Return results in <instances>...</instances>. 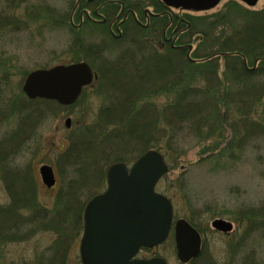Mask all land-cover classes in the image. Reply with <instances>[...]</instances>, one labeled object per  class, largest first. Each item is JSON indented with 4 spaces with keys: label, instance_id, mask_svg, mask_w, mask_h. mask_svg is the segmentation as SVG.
Masks as SVG:
<instances>
[{
    "label": "trees",
    "instance_id": "obj_1",
    "mask_svg": "<svg viewBox=\"0 0 264 264\" xmlns=\"http://www.w3.org/2000/svg\"><path fill=\"white\" fill-rule=\"evenodd\" d=\"M27 1L0 0V31L14 24L18 5ZM44 11L55 14L45 6L26 8L31 18ZM165 21V16L160 17L153 21L152 29L147 28L146 32L133 29L129 34L131 37L128 35L119 40L103 32L109 46H120L125 41L132 45L120 52V65H103V62L96 65L89 56L101 54L98 45L82 42L78 36L74 38L71 48L80 50L94 70L99 65L116 69L111 70L109 76L103 75L115 79L116 93L108 94L114 101L110 103L111 109L107 108L101 113V119L99 116L93 123L80 124L78 133L77 129L70 130L67 145L59 152L57 164L59 167L63 163L72 166V177L67 184V188L72 190L62 192L60 185L52 208H46L38 201L29 162L20 165L16 161L18 155L31 154L38 130L50 116L53 105H59L54 101L29 100L24 96L14 99L0 81V126L10 118L13 120V127L3 132L0 138V178L4 181L9 200L0 206V248L6 241H22L36 233L48 231L54 238L38 257L35 256L37 261L34 264H63L62 233L68 230L66 223H71L75 229L78 227V215L70 213L67 208V203L72 201L63 200V197L76 196L78 190L85 192L90 187H99L103 180V170L98 168L100 164L126 161V152L119 153L122 145L127 148L130 144L132 151L129 152L134 155L156 148L162 149L170 157L177 153L184 140L204 138V135L209 136L214 131L218 136L226 124L234 136L231 147H242L257 137L264 141V7L250 13L247 19L226 33L221 31L215 35L214 22L210 23L206 33L198 38L201 40L197 46L191 50V57L186 56L187 48L161 47L159 49L164 53H159L155 38L160 37L159 30ZM189 29L190 35L196 32L193 25ZM137 52H141L139 59L135 56ZM220 59L223 68L221 74ZM128 66L134 75L130 76L129 82H125L129 78ZM155 77L160 78L159 83H152ZM0 78L7 80L8 77L2 73ZM98 78L97 73L95 80ZM197 80L200 85L195 83ZM148 81L150 86L147 87ZM165 88L166 92L172 94L171 99L162 105L158 113L147 114L145 110L154 107L150 104L137 106L136 101L142 94ZM114 90L106 89L111 93ZM143 109L145 113L140 120ZM228 147L229 144H226L222 149ZM224 151L220 149L218 153ZM213 156L214 153L210 152L206 157ZM239 220L246 222L247 234L262 230L261 234L264 235V204L261 208H241ZM253 264L263 263L254 260Z\"/></svg>",
    "mask_w": 264,
    "mask_h": 264
},
{
    "label": "rangeland",
    "instance_id": "obj_2",
    "mask_svg": "<svg viewBox=\"0 0 264 264\" xmlns=\"http://www.w3.org/2000/svg\"><path fill=\"white\" fill-rule=\"evenodd\" d=\"M76 1L28 0L24 4L18 5L15 21L13 20L14 24L0 31V75L6 73L8 77L7 80L0 78V81H3L1 86L9 96L11 95L14 99L25 97L20 86L25 75L34 69L79 61L87 62L80 50L71 48L72 42L77 36L80 41L97 44V48L102 50L101 54L92 56L95 59L89 56V59H92L96 65L100 62H103V65L118 64L120 62L118 59L122 55L120 52L125 48L132 47L130 43L127 44V41L120 46H109L110 43H107L104 34L99 30L77 29L75 27L78 22ZM41 6H45L55 14H46L44 11L37 17L31 18L29 12H26V8L36 7L37 9ZM263 7L264 0H256L253 5H247L240 0H220L208 10L197 12L174 10L180 18H186L189 24L192 23L196 32L186 37L181 36L180 38L179 36L173 43L184 46L181 47L183 49L187 48L186 55L191 57V50L197 46L201 40L198 38L206 33L210 23L214 22L213 32L215 35H219L221 31L226 33L242 23L245 18L247 19L250 13L258 12ZM166 22L167 20L163 24V28ZM174 25L173 21L172 26H168L170 29L167 30L166 38ZM155 42H158V44L155 43L158 49L171 47L170 41L157 40ZM160 49L159 53L163 54L164 51ZM140 55L141 52H137L135 56L139 59L142 57ZM219 63V73L221 74L223 71L221 59ZM88 65L96 75L98 73L100 79L95 80V78L94 82L87 85L73 104L53 105L50 116L38 130L39 135L36 137V142L33 143L34 149L31 148V154L23 153L17 156L16 162H20V165L29 162L32 168V179L36 186L37 199L46 208L54 206L53 202L60 185L63 187L62 192L72 190L67 188L72 177L70 169L72 166L63 163L59 167L57 164L59 152L67 145L70 130L77 129L76 133H78L80 124L93 123L99 116L101 119V113L107 108L111 109L110 103L114 101V98H109L108 94L116 93L114 90L115 79L112 80L111 76L105 78L103 75H108L111 70L116 69L99 65L94 70L89 63ZM128 68L127 76L129 78L125 82H129L130 76L134 75L133 70L129 66ZM143 73L141 74L144 75ZM159 81L160 78L155 77L152 83H159ZM222 81H224L223 76ZM195 83L200 85L199 80ZM146 84L147 87L150 86L149 81ZM223 86L225 85L223 84ZM107 88L114 91L107 92ZM171 95L166 92V88L154 93L142 94V97L136 101L137 106L150 104L154 107H150L151 110L146 109L147 114H154L155 111L158 113L162 105L170 101ZM143 113H145L144 109L140 113V120L143 119ZM67 117L71 120L70 128L64 126V120ZM12 124L11 118L2 123L0 138L3 132L13 127ZM218 134L217 136L214 131L209 136L204 135L206 136L204 138L201 136L202 138L186 139L180 143L179 149L176 150L177 153L170 157H167L165 151L160 149L167 163L168 171L158 180L154 189L157 193L170 199L175 214L178 216L193 215V221L199 222L209 231L205 241V252L195 259L196 261L194 260V264H253L254 260L264 264L262 230H254L247 234L246 222L239 220L241 208L245 206L261 208L264 204V141L257 137L247 141L242 147L237 148L235 145L231 147L234 136L227 124L223 125V131ZM226 144H229V147L222 149ZM121 147L119 153L126 152L124 155H127V159L123 163L129 166L140 154L134 155L133 152H129L132 151L130 144L127 148H124L123 145ZM149 149L156 150V148ZM220 149L225 151L218 153ZM210 152L214 153V156L206 157ZM112 163L114 162L98 166L103 170V180L99 187H90L85 192L83 189L78 190L76 196L65 195L63 197V200L66 198V200L72 201L70 204L67 203L70 213H75L77 216V212H81L89 197L101 192L106 187L105 172ZM42 164H48L54 170L56 183L50 189L41 183L39 177L38 167ZM6 191L4 181L0 178V206L9 202ZM63 200L62 207H64ZM214 218L230 221L233 225L230 234L213 233L210 229V220ZM66 226L68 230L62 233V263L78 264L77 239L81 227L77 225L79 227L77 230L71 223H66ZM53 238L54 235L46 231L36 233L22 241H6L0 248V264H34L37 261L35 256L38 257V254L49 246ZM161 247L166 251L170 249L169 241Z\"/></svg>",
    "mask_w": 264,
    "mask_h": 264
},
{
    "label": "water",
    "instance_id": "obj_3",
    "mask_svg": "<svg viewBox=\"0 0 264 264\" xmlns=\"http://www.w3.org/2000/svg\"><path fill=\"white\" fill-rule=\"evenodd\" d=\"M165 4L194 10L215 6L219 0H162ZM253 5L256 0H242ZM94 75L85 61L38 68L27 73L20 86L28 99L54 100L60 105L72 104L83 86ZM70 118L64 120L69 127ZM53 167H38L42 183L50 188L55 183ZM168 171L162 154L149 149L138 156L129 168L114 162L106 170V188L90 199L83 213L80 253L83 264H164L160 259L130 260L139 246L151 247L168 234L172 215L169 199L157 193L154 186ZM211 226L230 232V221L216 218ZM198 233L184 220L176 224V253L186 262L199 252Z\"/></svg>",
    "mask_w": 264,
    "mask_h": 264
},
{
    "label": "flooded vegetation",
    "instance_id": "obj_4",
    "mask_svg": "<svg viewBox=\"0 0 264 264\" xmlns=\"http://www.w3.org/2000/svg\"><path fill=\"white\" fill-rule=\"evenodd\" d=\"M76 8L78 22L77 24H75V27H77V29L91 27L93 30H99L102 33L106 31L108 35L115 40H119L121 37L128 36L130 31H133V29H137L139 31L141 30L140 32H146L147 28H153V21H156L163 16H165L167 22L164 28L160 27V37L157 38L156 36V40H161L164 42L170 41V46L177 49V47L181 46L175 45L173 43L175 38H179V36L181 38V36L184 37L185 35L187 36L188 33L190 34L189 28L191 24H189L186 18H180L175 12H178L180 8L166 6L160 0H77ZM173 21L175 22V25L173 26V28L171 27V30L168 33L169 35L166 38L165 35L167 34V30L170 29L168 28V26H172ZM92 197L93 196L89 197L88 200H90ZM84 206L82 207L81 212H77L78 225L79 227H81H78L80 230V234L77 239L78 264H83L80 253V237L83 230ZM171 213L172 217L170 220L168 234L165 240L152 247L139 246L137 251L133 255H131L130 260L142 261L150 259H160L164 262V264H194V262L196 261L195 259L204 254L206 236L207 232H209L206 230L207 228L203 227L202 224H199V222L193 221V215H191L192 217L190 216V214L188 216H178L174 213V210H172ZM180 219H184L198 233V236L200 238V250L198 252V255L182 263L178 259L177 254H175L176 224ZM210 229L215 234H230L213 229L211 227V224ZM168 241L170 243V249L166 251V249L162 248L161 246H163L164 243Z\"/></svg>",
    "mask_w": 264,
    "mask_h": 264
}]
</instances>
